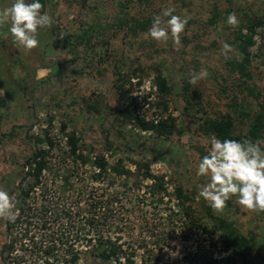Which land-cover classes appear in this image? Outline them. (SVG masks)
Listing matches in <instances>:
<instances>
[{
  "label": "rangeland",
  "instance_id": "374dc122",
  "mask_svg": "<svg viewBox=\"0 0 264 264\" xmlns=\"http://www.w3.org/2000/svg\"><path fill=\"white\" fill-rule=\"evenodd\" d=\"M11 2L0 0V8ZM168 7L188 19L179 45L128 30L129 18ZM44 11L53 25L38 30L39 47L25 51L10 34L0 36V187L23 201L14 223L0 218V264H127V256L131 264H204L210 255L217 264H264V212L243 209L235 197L214 212L198 196L206 178L196 176L213 136L200 131L204 117L230 114L238 134L246 130L241 109L264 111V0H46ZM233 12L237 27L227 24ZM256 15L262 24L246 55L237 49V31ZM84 27L90 47L74 44ZM224 42L235 50L228 58ZM246 57L250 79L229 65ZM201 68L208 77L190 84V73ZM157 70L170 94L158 95ZM118 71L130 73L135 114L171 115L172 131L158 135L123 119L128 101L116 87ZM162 101L166 110L157 105ZM40 150L47 166L35 177L29 162ZM146 167L165 190H154ZM178 187L188 196L185 209L175 197ZM220 218L238 236L255 235L251 252L235 253L217 241ZM108 238L121 245L118 263L86 255Z\"/></svg>",
  "mask_w": 264,
  "mask_h": 264
},
{
  "label": "clouds",
  "instance_id": "9594fccd",
  "mask_svg": "<svg viewBox=\"0 0 264 264\" xmlns=\"http://www.w3.org/2000/svg\"><path fill=\"white\" fill-rule=\"evenodd\" d=\"M44 7L41 0H12L9 6L0 8V36L10 34L18 49L25 51L39 47L38 30L53 25V18L44 11ZM174 12V7H168L155 15L146 35L157 42H167L171 38L175 45H179L188 19ZM227 24L232 27L239 25L234 12L228 14ZM234 51L227 42L222 44L226 58ZM208 75L206 68L193 71L189 83L195 85ZM209 143L206 154L196 165V176L206 178L205 183L197 185L198 196L214 212H222L233 197L247 211L264 212V139L236 140L212 136ZM17 204L18 201L0 187V218L14 223Z\"/></svg>",
  "mask_w": 264,
  "mask_h": 264
},
{
  "label": "trees",
  "instance_id": "16d2710c",
  "mask_svg": "<svg viewBox=\"0 0 264 264\" xmlns=\"http://www.w3.org/2000/svg\"><path fill=\"white\" fill-rule=\"evenodd\" d=\"M139 3H148L149 0H134ZM41 3L44 4L46 3V0H41ZM152 16H146L142 17L140 19H132L129 18L130 22H127L128 24V30L132 33L135 34L136 32H147L149 27L152 24L153 17ZM215 17V16H214ZM262 17L260 16H254V17H249L247 19L248 24H243V27L238 28L237 31V37L239 38V43L237 45V49L242 51L244 54L249 55V47L253 43V33L256 30L257 25L262 24ZM123 23L124 21H117V23ZM120 26L119 24H117ZM117 27V26H116ZM89 27H84V29L79 33L77 36V41L74 44L77 45H88V47L91 46V34L89 33ZM242 29L245 30V32L242 31ZM88 32V33H87ZM249 58L246 57L245 63L243 61H236V60H231L229 65H231V68L234 70H237L240 74L241 77H244L245 79H250L251 75L248 71H245V64L249 62ZM135 72V70L133 71ZM117 84L116 87L119 89L120 95L126 99L127 102V110L123 111V119L124 120H136L138 123L139 127L143 130H152L156 134H164L166 132L172 131L174 125L173 117L171 115L167 116H160L158 117L157 120L155 118L146 120L145 118H139L135 114L136 110V102L134 98L129 94V91L126 88V83L129 82L130 78V73H122L118 71L117 73ZM134 76V74H132ZM131 76V77H132ZM244 79V80H245ZM246 81V80H245ZM154 83L155 86L158 90V95L163 96L171 93V87L167 84L165 77L162 76L161 72L157 70L155 77H154ZM251 91H253L254 87L249 88ZM194 104H197L195 102ZM157 105H164L165 110L167 105H165V102H157ZM160 107V106H159ZM187 110V109H186ZM184 110V111H186ZM202 111L205 112V110L202 108ZM188 114V112L186 111ZM240 114V122L246 125V130L245 133H235V124H234V118L230 116V114H225L221 115L220 117H210L206 116L203 118L202 123L200 125V131L202 134L206 136H216L220 139L224 138H231V139H236V140H242L244 138H251L252 140L256 139H264V111L257 112L255 114H250L248 111H245L241 109L239 111ZM69 143L71 145L72 153H74L77 149L76 146V140L72 137H70ZM43 151L40 150L38 153L36 152L34 154L33 159L29 162L32 166L31 168V173L33 176L37 177L40 172L45 169L46 161L42 160V158H39V156L43 155ZM102 169L105 165L104 161H101L100 164H98ZM115 171H118V173L122 172V168H120L118 165L114 167ZM144 177H147L151 179L154 182V190L155 191H163L164 186L161 181V179L155 175H153L149 169L146 167L145 171L142 172ZM158 179V180H156ZM37 180V178H36ZM28 193V189L24 191V195ZM175 197L178 200L179 205L185 209L186 207L184 206L185 200L188 199V196L184 194V191L182 188H176L175 189ZM23 201H19L17 206H22ZM193 225H196L195 227H199L200 225L197 224L196 220L192 219ZM220 221L222 223V230L220 231L219 238L217 241H221L222 244H225V246L228 248V250H232L235 253H240L245 249L247 252H251L250 250L252 249V245L254 244V237L255 235L252 233L248 236H238L237 230L232 227V223L229 222L225 218H220ZM206 232H208L210 235L213 233V230L210 228H203ZM217 242H214L213 245H216ZM121 250V245L118 244L117 242H111V240H107V243H105L103 240H99V242L90 248L89 250H86V255L91 256V255H97L98 258L102 259L104 262L109 263L112 259L118 263L120 260V252ZM127 264H131L132 260L127 256ZM76 259V256H75ZM193 262V260H190ZM218 260L216 258H213L211 255L205 260L204 264H217ZM190 264V263H189ZM192 264H196V261H194Z\"/></svg>",
  "mask_w": 264,
  "mask_h": 264
}]
</instances>
